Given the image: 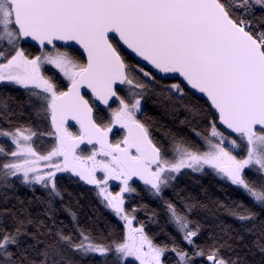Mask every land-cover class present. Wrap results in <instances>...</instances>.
<instances>
[{
    "label": "snow or ice",
    "instance_id": "1",
    "mask_svg": "<svg viewBox=\"0 0 264 264\" xmlns=\"http://www.w3.org/2000/svg\"><path fill=\"white\" fill-rule=\"evenodd\" d=\"M9 88L0 264H264V0H0Z\"/></svg>",
    "mask_w": 264,
    "mask_h": 264
},
{
    "label": "trees",
    "instance_id": "2",
    "mask_svg": "<svg viewBox=\"0 0 264 264\" xmlns=\"http://www.w3.org/2000/svg\"><path fill=\"white\" fill-rule=\"evenodd\" d=\"M2 91H7L11 92L13 95H18L14 89H0V92ZM146 112L149 116L152 117H160L161 113L157 109V107L154 105L152 100L147 101V106H146ZM195 180L199 181V183L208 186L210 192H212L216 197H219L223 199V193L218 189L217 184L219 183L218 181H215L213 177L211 176H195ZM184 183L190 182L189 180H184L182 181ZM64 184L68 188V191L73 194V199H72V204H73V210L78 212V215L81 218V221L84 222L87 220L89 216L92 217H102V218H107L109 220H112L115 222V218L112 217L109 212L98 202L96 199L95 193L90 190V186H83V185H76L73 182L69 181L67 176L64 177ZM37 194L43 195L42 192H40L39 189H37ZM19 195L20 196H32V192L27 189L26 187H21L19 189ZM69 197L66 195L65 196V201L68 202ZM78 201V204L76 203ZM144 203L148 204L151 207H156V202L145 196L144 198ZM59 207V203L57 204ZM60 218L68 221L70 220V217H68L67 213L61 212L60 213ZM143 214H141V219H143ZM222 219L227 220V222L231 223L230 218L227 217H222ZM156 229L153 228V231ZM169 231H171V228H169Z\"/></svg>",
    "mask_w": 264,
    "mask_h": 264
},
{
    "label": "flooded vegetation",
    "instance_id": "3",
    "mask_svg": "<svg viewBox=\"0 0 264 264\" xmlns=\"http://www.w3.org/2000/svg\"><path fill=\"white\" fill-rule=\"evenodd\" d=\"M116 135H119L118 133Z\"/></svg>",
    "mask_w": 264,
    "mask_h": 264
}]
</instances>
